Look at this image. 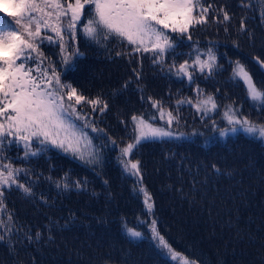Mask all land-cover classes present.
Masks as SVG:
<instances>
[{
  "label": "trees",
  "instance_id": "obj_1",
  "mask_svg": "<svg viewBox=\"0 0 264 264\" xmlns=\"http://www.w3.org/2000/svg\"><path fill=\"white\" fill-rule=\"evenodd\" d=\"M205 3L213 5L209 22L193 27L191 40L169 31L176 47L162 64H154L151 54L117 56L122 49L115 45L105 50L79 38L72 47L80 55L74 57V67L68 71L58 39L47 31L54 42L41 43L42 57L32 54L42 61L40 67L51 71L55 66L65 83L108 105L101 113L82 103L77 109L83 119L70 117L92 141L91 147L82 144L81 148L86 152L95 149L99 162H87V156L77 159L51 145L37 156L25 157L22 144L3 141L0 167L11 164L23 169L18 179L30 184L34 195L25 196L14 187L4 190L5 210L0 220L11 226V233L0 242V264H191L193 258L202 264H264V141L242 132L220 135L222 129L231 127L224 117L229 105L240 117L264 122L262 106L247 97L242 81L232 80V69L239 60L254 83L264 89V0ZM221 7L231 17L229 21L218 13ZM216 15L220 22L212 20ZM0 17L7 21L8 16ZM242 19L245 32L240 31ZM8 22L14 26L10 19ZM209 48L217 57L211 75L190 68V82L170 70L171 65L178 68L185 60L191 64L197 52L206 53ZM29 64L36 67L35 60ZM209 95L217 108L197 112L193 104ZM149 97L177 117L170 129ZM132 115L146 119L154 115L151 123L173 133L170 138L144 141L130 157L140 161L141 177L126 173L120 162L122 147L134 135ZM92 127L98 131L93 132ZM39 148L37 143L33 150ZM77 181L80 189L75 187ZM65 182L71 185L68 189L63 187ZM140 186L151 196L152 215ZM153 219L177 253L175 260L153 241ZM126 226L141 231L143 237L131 241ZM4 232L0 228V235Z\"/></svg>",
  "mask_w": 264,
  "mask_h": 264
},
{
  "label": "snow or ice",
  "instance_id": "obj_2",
  "mask_svg": "<svg viewBox=\"0 0 264 264\" xmlns=\"http://www.w3.org/2000/svg\"><path fill=\"white\" fill-rule=\"evenodd\" d=\"M212 8L213 5L206 4L205 0H0V13L10 17L17 26L12 27L8 21L0 17V145L4 140L22 144L25 157L37 156L51 145L73 154L77 159L85 160L87 156V162H99V153L95 149L86 152L81 148L82 144L91 147L92 141L86 133L77 128L70 117L83 119L77 109L82 103L91 105L93 111L98 110L101 113L107 110L108 105L99 97L95 99L85 97L71 83H65L61 79L62 73L55 66L51 71L40 67L42 61L36 60L32 54L42 57L41 43L44 40L54 42L53 36L48 35L47 31L54 33L58 39L62 63L68 71L74 67V57L80 55L79 51L73 50L72 47V42L79 38L105 50L115 45L122 49L116 52L117 56L126 55L131 58L133 53L141 56L151 54L154 64H162L165 55L174 51L176 47L175 39L170 37L168 32L178 33L181 37L187 36L191 40V29L207 24ZM218 13H223L225 22L231 19L223 7L218 9ZM212 20L220 22L218 15L213 16ZM240 31H246L243 19L240 22ZM128 46H131L130 49ZM234 46L238 44L234 43ZM202 55H206L207 58L201 59ZM33 60L36 62L35 68L29 64V61ZM216 67L217 57L213 49L209 48L206 53L197 52L191 64L185 60L178 68L175 64L171 65L170 70H175L177 75L187 77L191 82L193 77L190 68L200 72L207 70L211 75ZM261 67H264V63H261ZM136 79H140L139 75ZM232 80L237 84L242 81L247 90V97L253 102H258L264 111V89L254 83L247 67L239 60L235 61L232 69ZM197 92L199 94L200 90L197 89ZM148 99L152 108L159 112L161 120L167 118L170 129L177 117L171 111L165 112L159 101L151 97ZM187 103L193 104V101L188 100ZM193 107L197 112L207 113L215 110L217 104L213 96L209 95L199 99ZM224 117L231 127L222 129L221 136L230 131L264 138V122L240 117L231 105L227 106ZM152 119H155L154 115L149 119L143 115L131 116L134 135L132 142L122 147L120 161L124 171L130 175L142 176L140 161H133L130 157L136 154L144 141L170 138L173 135L170 130L151 123ZM85 127H88L87 121ZM92 131L96 132L98 129L92 127ZM37 143L40 148L33 150ZM112 143L115 145L116 141L113 140ZM211 167L219 171L216 165ZM21 171L24 170L16 169L11 164H3L0 167V213L5 210L3 199L5 189L14 187L25 196L34 195L32 186L21 183L18 179ZM56 186L60 188L59 181L56 182ZM70 186L69 182L63 185L65 189ZM75 187L80 189L82 185L77 181ZM139 191L144 194L145 207L152 215L151 196L143 186H140ZM9 220H13L11 213ZM156 223L153 219L150 225L153 241L156 242L158 249L167 250L175 260L177 253L158 232ZM0 228L5 229L4 234L0 235L2 242L4 236L11 233V226L0 220ZM125 231L131 241L143 237V233L134 227L126 226ZM35 238L37 241L40 240L39 231L35 233ZM29 239L31 240V237ZM191 264L202 262L193 258Z\"/></svg>",
  "mask_w": 264,
  "mask_h": 264
},
{
  "label": "rangeland",
  "instance_id": "obj_3",
  "mask_svg": "<svg viewBox=\"0 0 264 264\" xmlns=\"http://www.w3.org/2000/svg\"><path fill=\"white\" fill-rule=\"evenodd\" d=\"M0 15H2V16H5L3 13H0ZM8 19H10V18H7V21H8ZM10 21H12V19H10ZM13 22V21H12ZM14 23V22H13ZM12 27H17L16 25H15V23H14V26H12ZM263 69V71H264V67L262 68ZM263 141H264V138H261ZM263 144H264V142H263Z\"/></svg>",
  "mask_w": 264,
  "mask_h": 264
}]
</instances>
